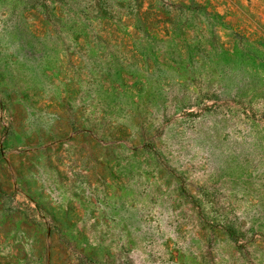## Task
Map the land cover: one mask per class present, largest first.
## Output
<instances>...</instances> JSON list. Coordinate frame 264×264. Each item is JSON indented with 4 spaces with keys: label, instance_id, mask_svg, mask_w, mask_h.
<instances>
[{
    "label": "rangeland",
    "instance_id": "rangeland-1",
    "mask_svg": "<svg viewBox=\"0 0 264 264\" xmlns=\"http://www.w3.org/2000/svg\"><path fill=\"white\" fill-rule=\"evenodd\" d=\"M0 264H264V0H0Z\"/></svg>",
    "mask_w": 264,
    "mask_h": 264
},
{
    "label": "trees",
    "instance_id": "trees-1",
    "mask_svg": "<svg viewBox=\"0 0 264 264\" xmlns=\"http://www.w3.org/2000/svg\"><path fill=\"white\" fill-rule=\"evenodd\" d=\"M231 234V233H230Z\"/></svg>",
    "mask_w": 264,
    "mask_h": 264
}]
</instances>
